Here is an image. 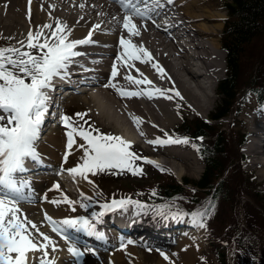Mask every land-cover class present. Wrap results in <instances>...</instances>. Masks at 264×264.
<instances>
[{"label": "bare ground", "instance_id": "6f19581e", "mask_svg": "<svg viewBox=\"0 0 264 264\" xmlns=\"http://www.w3.org/2000/svg\"><path fill=\"white\" fill-rule=\"evenodd\" d=\"M196 1L197 0H134V2L138 4H148L150 6V13H152L153 17H155L157 13L155 11L156 8H164L165 5L172 2L169 8L175 10V12L177 11L180 17L184 19V22L187 18L189 20L187 24L192 28L194 27L189 34L188 30L183 27V24L181 25V27H183V32L190 35L192 38L190 45L194 49V54L189 52L192 60L188 58L185 47L179 43L174 33L167 34L165 31H158L155 29L153 23H147L138 16H134L133 18L140 26L139 34H129L122 23L125 11L121 9L114 0L108 2L96 0L93 3H91L90 0H0V31L2 30V32L13 36L15 46L25 43L24 41L29 29L34 30L36 26H40L46 22L54 28L58 19L60 22H66V25L71 27L72 30L69 34V38L80 39L88 35L89 31H91L92 35L88 42L75 46L79 55L72 57V63L67 67L68 75L65 76V80L68 82L71 81L68 87L73 88L75 86L79 88L84 86L81 88H87L86 91L82 92L83 95L80 96V99H83L91 106L89 109L91 112L107 119L110 124H113L116 128L112 130L117 134L131 141H139L142 139L148 146L151 144V141L154 140L151 135H156L161 127L167 126V123H163L164 120H171L173 118L172 103L170 102H172L171 99L174 97L170 99V94H175L176 97L177 95L172 89H178L179 93L185 98L191 108L203 109L204 112H207L208 106H206L205 100H208L207 103L210 104L211 95L208 91L206 92L207 82L204 84L202 79L204 75L223 73L224 55L219 60L216 59V54L213 51L211 55H206L202 51V49H211L216 46V30L214 28H217L219 23L216 22L210 25L207 24V21L214 19L215 22L220 20L223 13L219 10L211 11L209 8H205L202 13L198 14L191 8ZM114 4H116V6ZM116 10L118 12H116ZM175 12H161L160 18L166 23L174 22L176 20ZM200 15H203V17ZM94 24L97 25V27L91 29L90 27ZM144 24H146V27L143 26ZM44 31L50 34L49 29H44ZM197 31L199 36L197 35L198 37L195 38L194 34L197 33ZM120 33L126 38L130 36L137 44L143 42V45L151 51L152 58L148 60L131 61V63L135 65V68H130L129 65L124 64L122 60L118 59V57L123 54V46L117 42V37ZM113 53H116L115 57L105 55ZM197 59H201L206 66V72L204 70L200 71L199 68H201V65L196 62ZM156 61H159V64L163 66V73L157 71V69L153 67ZM114 62L119 69L117 74L118 86H123L128 89H138L141 92L140 95H121L117 91V88L112 86L111 81L107 78V74L111 72ZM137 68L140 69L139 72L136 71ZM126 71H130L133 76L139 77L141 80L147 77L152 84H136L127 79L125 76ZM179 76L185 78L180 79ZM122 77L126 78V83L124 84L120 81ZM111 79L114 80L115 77ZM170 84L172 86H170ZM151 86L162 88L164 90V95L149 96L143 92L144 88ZM51 89H53V87ZM64 89L65 94L62 101L68 100L74 90L67 87ZM48 93L50 92L48 91ZM54 93H58V89L54 90ZM134 115L142 117L139 127L137 126V122L133 119ZM125 120L127 122L126 124L124 122ZM158 120H160L159 122L161 123H158ZM46 121L47 115L41 127L45 125ZM161 124L164 125L156 128ZM260 128V123L252 126V129L255 131L260 130ZM134 130H136V133ZM61 132L59 128L51 127L45 134L39 136L41 140L36 142L40 143L39 155L43 157L44 162L50 163L52 166H55L56 162H59L60 158H55L57 154L56 151L60 149V146L64 149L67 140L66 133L63 134ZM142 136L145 138H142ZM75 139L78 140L80 144L84 143L78 135L75 136ZM246 144L247 148H245V152L252 159L255 158L256 155L259 157L252 161V163H262L263 167L261 168V172L264 174V158L261 159L260 157V154L264 153V147H256L253 140L247 141ZM76 148L79 147H77V144H74L70 151H74ZM79 150L82 149L79 148ZM169 152L172 157H181L186 165L193 166V168L195 166L196 170L197 159L190 155V153L188 154L186 151L173 148H171ZM70 155L71 153L68 152L67 156ZM151 158L154 159L155 162L162 163L158 160L157 156ZM170 162L169 159L168 164ZM172 168L174 169L172 171H174L176 175L181 174L183 171L181 166L176 167L175 162L172 164ZM32 174L33 173H28L24 176L27 178L32 176ZM71 175L76 179V184L68 180L66 176H60L58 179L64 183L66 182L68 185L67 188L75 192L78 196H82L81 192H83L85 194L83 196L88 197L91 187L90 175L87 174V178L79 173ZM49 180H53V178H47L48 182L45 184L47 192L44 194L41 192L39 194L41 198L39 199V205H30L24 202L21 207L27 209V211H37L41 214L47 212L54 219H59L60 217L68 215L70 203L64 200L63 197L65 194L61 195V190L59 188L52 187V184L57 182V180L53 183H49ZM37 188L38 182H35V178H31V187L26 190L25 197L22 198V200L27 199V194L30 195V200H36ZM54 199L59 202L54 203ZM74 202L75 206H79V202ZM84 204L88 206V203L83 202V205ZM80 207L81 211H87L86 213L84 212L83 215L89 216L91 221L96 225V230L100 235L95 233L90 234L83 230L73 231H75V234L90 240V244L98 248H104L106 245L113 244L115 241H127L126 239L132 236L125 232H121L116 227L112 229L102 226L109 221L111 215L109 212L114 209L105 210L103 213H100V210H86V207ZM93 212L100 214L98 224L95 222L96 218L92 215ZM121 213L122 215L127 214L134 219L128 226L123 225L129 232H134V230L142 225H150L146 217H144L145 213L142 211L125 208ZM139 216H142V218L138 219ZM188 225H191V223L188 222L182 225L179 222H172L167 225L169 229L164 231L160 229V226H156L155 228L147 226L138 232L136 237L142 240H159L170 245L175 238L177 241L178 235L181 236L180 232L183 231L182 234L184 235V232L192 234L189 239V247H192L199 243L201 232H199L197 226L193 225L192 228H188ZM127 244V248H115L114 252H116L117 256L122 257L124 255L122 251L126 253V250L132 253L134 250L130 248H134L135 251L139 253L135 244ZM49 245L51 244L49 243ZM58 247L61 249V251L58 252L59 262H62L64 257L72 255L67 250V241L62 237ZM96 252H98L99 255H104L102 251ZM29 254L31 253L28 252L27 255ZM110 260L111 258L109 261Z\"/></svg>", "mask_w": 264, "mask_h": 264}, {"label": "snow or ice", "instance_id": "6c2138e0", "mask_svg": "<svg viewBox=\"0 0 264 264\" xmlns=\"http://www.w3.org/2000/svg\"><path fill=\"white\" fill-rule=\"evenodd\" d=\"M120 2L125 11L122 20L123 27L129 34L138 35L140 26L133 17L149 18L150 6L138 4L134 0H120ZM143 26L146 27V24ZM92 27L95 28L97 25L94 24ZM44 29H49L50 34ZM71 30L66 22H60L58 19L54 28L46 22L36 26L34 30L29 29L24 41L27 48L23 45L0 47V264H26V252L29 249L38 248L44 249L40 264H54V258L44 259L47 257V242H52L54 250L58 245L52 237L40 231L36 222L29 221L26 214L23 216L19 214L22 209L19 208L16 201L24 198L26 190L31 187V178H22L19 173L27 171V160L30 158L40 159L36 141L48 111L50 99L48 89L53 87L54 77L68 75L67 67L72 63L71 58L79 55L75 46L88 42L92 35L89 31L88 35L83 38L72 39L69 38ZM120 44L123 46V54L118 59L129 65L130 68H135V65L131 63L133 60L152 58L151 51L143 45V42L137 44L130 36L126 38L121 35ZM153 67L161 73L164 72L159 61H156ZM118 71L114 62L110 77L112 86L116 87L121 95H140V90L118 86V83L111 79L117 76ZM136 71L139 72L140 69L137 68ZM125 76L136 84H152L147 77L141 80L139 77L133 76L130 71H126ZM172 91L177 96L180 95L178 89H172ZM143 92L149 96L164 95V90L158 86L146 87ZM85 111L90 110L86 109ZM83 116L84 112L75 113L76 118ZM133 119L139 127L142 117L134 115ZM71 120L72 117L68 114H61V121L67 126V148L71 150L73 145L77 144L74 134H78L83 138L84 143L77 144V147L82 149L84 155L80 162L66 169L67 172L79 173L87 178L88 173L104 169L111 170L113 167L121 170L129 169L133 172L141 169V165L134 164L137 153L130 147L133 141L119 134L101 131L99 128L88 125L86 121L75 124L70 122ZM188 139L186 136L179 137V141L187 142ZM201 139L203 138L201 137ZM173 141L174 138L168 135L166 138L156 137L151 142L166 144ZM67 155L65 152V159ZM138 158L149 160L147 156ZM152 163L156 162L152 161ZM160 167L163 170V167ZM61 170H65L62 165ZM52 187L59 188V182H54ZM81 195L85 194L81 192ZM63 198L70 204L75 203L66 194ZM53 202L59 201L54 199ZM129 203L135 204L138 208L145 206V202L141 200H131L127 197L113 198L111 201L104 202L100 213L109 209L125 208ZM83 206L87 207V204ZM156 208L160 210V215L164 219H168L169 216L190 215L193 218V223L206 227L204 218L212 215L215 204L209 202L187 213L183 210L170 211L171 204H159ZM44 215L52 223L53 228L67 241L68 251L74 258L79 260L87 251L96 252V249L90 245L81 248L75 231H73L83 230L90 234L100 235L89 216H63L54 219L47 212ZM92 215L97 220L100 219L99 213L93 212ZM34 233L43 238L41 243L34 242ZM120 247L124 248V243H121ZM162 255L168 258L166 252H163Z\"/></svg>", "mask_w": 264, "mask_h": 264}, {"label": "rangeland", "instance_id": "374dc122", "mask_svg": "<svg viewBox=\"0 0 264 264\" xmlns=\"http://www.w3.org/2000/svg\"><path fill=\"white\" fill-rule=\"evenodd\" d=\"M196 13L200 14L202 13V11L205 8H209V10L211 11H221L223 14V16L221 17L220 20L215 21L213 20H209L207 21V24H212V23H219V26L217 28H214L216 30L215 32V37H216V46L213 48H208V49H202V51L206 54V55H211L213 54L212 51L216 54V59H221V57L224 55V50L221 49V46L224 45L221 42V38H220V33L223 31L224 26H223V20L222 18L226 15V11H224L222 8H220V4L218 1L216 0H197L195 4L192 5L191 7ZM203 17V15H200ZM224 17V18H225ZM222 20V22H221ZM197 21V19H196ZM219 34V36H218ZM199 34L198 31L197 33L194 34V37L197 38ZM13 36L8 35L7 33L2 32V30L0 31V45L4 46V45H11L13 46L14 42H13ZM264 39L263 36H259V37H255L251 40V42L247 45H245L243 47V49L241 50V54L239 56V60H238V66H237V89L240 92H243V94L246 92L247 86H245V84H247V82H249V80L252 78H254V81H258L260 78V75L263 73L264 70ZM27 44H23V46H26ZM221 45V46H220ZM217 48H219L220 50H217ZM188 52H191L192 54H194V49L192 48L191 45L188 46L187 49ZM224 71L223 73L220 75L221 77H224L227 75V65L225 62L228 63V59L227 61H225L226 56L224 55ZM198 60V59H197ZM201 60V59H199ZM199 64V63H198ZM219 66V65H216ZM180 79L185 78L182 76H179ZM264 78V77H263ZM116 82H118V78L117 76L114 79ZM121 83L124 84L126 83V78L122 77L121 78ZM161 81V80H160ZM171 81V80H169ZM170 86H172L170 84ZM51 89V88H50ZM170 99L171 97H174L172 99H175V94H170ZM174 95V96H173ZM214 96L211 95V101L210 104L207 103L208 100H205L206 102V106H208V110L207 112H204L203 109H196V108H191L189 106V104L187 103V101L185 102L183 99L178 100V104H171V108H172V115L173 118L171 120H164L163 123H167L166 127H161L164 124H161L160 126H157L156 128H160L159 132L156 135H151L153 136V139H155L159 134H161L162 130L167 129L170 127V129L174 128L175 125H177V123L179 122V117H178V112H183V113H187V114H196L199 113L201 117H205L204 115H207L209 117V114H211V112L213 111L214 106L218 103V96L216 93V88L214 89ZM72 97V95H71ZM76 100H70L68 102V112L73 111V114H75V110L76 111H81V110H89L90 109V105L88 103H86L83 99H79L77 97H72ZM171 99V100H172ZM185 99V98H184ZM67 101V100H66ZM64 101V102H66ZM173 101V100H172ZM243 101L246 102V107H241L240 103V109H238V113H240L239 115V119L240 120H244V123L242 122L241 124H234V116L230 119L231 122L227 119H223V123H222V127L224 128L223 130V136H221V138L223 140V142H225V147H226V152L223 156V159H229V162H233L230 167L229 170H227L226 172H224V174H226L225 177V181L220 185L223 186L222 190H224L225 186H227V196L225 197V202L220 203L219 205V212L217 213V215L215 214L213 216L214 222H211V226L213 229L218 230L217 236L220 234L221 236L224 235L226 233V235L228 236L229 232L233 229L232 226H229V224L227 223L232 217H233V221L236 220L237 223H240V219L239 217H237V211L239 210V212L242 214L240 216V218H242V220L244 221V223L247 225V227L249 229L247 230H238L237 234H239L240 232L241 235L245 232L247 235L249 232L253 233V236L255 237V241L253 244L257 245L258 250L255 252V258L257 259V256L260 257V261L257 260L255 261V264H264V174L261 172V168L263 167L262 163H252V161H254L255 159L259 158L257 155L255 156V158H250L249 156V163L247 161H241L240 160V156L242 155H246L245 154V148H247V144L245 143L244 145V150H243V144L238 146V134L237 131L235 130L236 128L239 129L240 132H242L241 130H250V127L253 124V118H252V112H253V106H251L252 102L251 100H246L244 99ZM88 108H87V106ZM187 104V105H186ZM75 108V109H74ZM74 109V110H73ZM195 109V110H193ZM201 112V113H200ZM249 113V114H248ZM97 115V114H96ZM98 116V115H97ZM95 116L93 113L88 111V117H90V120L93 122V124H91L92 126L96 127V128H103V129H107V130H112L114 128H116L113 124H110L108 122L107 119L102 118L101 116H99V118ZM232 115L230 114L229 117H231ZM243 118V119H242ZM160 120H158V123ZM125 124L127 123L126 120L124 121ZM75 124H78L77 122H74ZM217 124H213L212 128L216 129ZM169 130V129H167ZM235 130V131H234ZM61 131V130H60ZM136 133V130H134ZM62 133V132H61ZM168 133V132H167ZM167 133H163L164 137L162 138H166V136H168ZM79 136V135H78ZM142 138H145L144 136H142ZM81 140H83L82 137H80ZM247 139V138H246ZM175 141V140H174ZM137 143L143 144L146 148V151H150V152H155V154L157 153V157L158 160L161 161L163 164L167 165V169L170 171V169L168 167H170L172 170H174L172 168V164L175 162L176 167L181 166L183 168V171L181 172V174L176 175L178 177L181 178H177L171 171V173L174 175H172L174 178L176 177L179 181H182V179L185 177L188 180H197V178H200V175L203 171V164L199 163L198 158L197 159V168L195 170V166L193 168V166H188L185 164L184 160L180 157H172V155L170 154L169 149L167 148H159L156 143H152L150 145H146L145 142L141 139L139 141H137ZM162 146H174V145H169V143L166 144H161ZM62 146H60L59 148L61 149ZM174 148H180L183 150H188L192 153V155L196 156L195 151H193L191 148H189L188 146L184 145V144H178V147H172ZM60 149H58L56 151V157L55 158H59L58 154L60 152ZM65 151V147L63 152ZM71 154L73 155H77L82 157L84 155L82 150H79V148H76L74 151H69ZM79 152V153H78ZM82 154V155H81ZM189 154V152H188ZM191 155V154H190ZM248 155V154H247ZM69 156H67L66 159H68ZM194 157V156H193ZM176 158V159H175ZM170 159V163L168 164V160ZM240 160V161H239ZM146 165V163H144ZM158 165V164H157ZM255 166V167H254ZM146 171V175H144V177L146 179L140 180V179H134L137 180L141 185V187H138L139 189V193H141L143 196H146L150 193H153V191L151 189H153L156 184L158 183L157 181H161V182H171L169 179L170 177H166V176H162L160 175V177H157V174L153 173L152 170H150L149 168L145 169ZM174 172V171H173ZM253 172V174H252ZM175 173V172H174ZM89 174V173H88ZM92 174V173H91ZM90 174V175H91ZM155 174V175H154ZM96 176V174H95ZM94 176V177H95ZM108 180V179H107ZM145 182L142 184V181ZM55 181V179L53 180H49V183H53ZM113 186V190L111 189V187L109 188V190L113 191V192H118L119 190L122 191H126V192H130V190L134 189L133 184L130 183V179L127 180H123L120 178H116L109 180ZM48 181L43 182L44 184H47ZM245 182V183H244ZM190 184L189 186L186 187H182L181 189V196L185 199H191L193 201H199L200 199H198L199 197H201V195H204L205 192L198 190L199 187L196 184H192L191 181H189ZM146 185V186H145ZM196 186L198 189H196L194 186ZM68 189V188H67ZM102 189L105 191V188L102 187ZM69 190V189H68ZM257 190H261V195L258 197H253V195L255 194V192H258ZM60 191V190H59ZM65 191V190H64ZM71 191V190H70ZM73 192V191H72ZM200 192H202L200 194ZM65 194H67V192H64ZM64 193L61 192V195H64ZM90 194V193H89ZM193 194V195H192ZM199 194V195H198ZM95 195V192H94ZM68 196V194H67ZM78 196V195H77ZM70 197V196H68ZM253 197V199H252ZM85 199L86 197L84 196H78V200H74L79 202V206H75V204H69V211H68V215L67 216H80L83 215L84 212L77 214V212L81 211V207L83 206V201L82 199ZM254 198H256L257 200H259L258 202H255ZM41 199V198H39ZM131 199V198H130ZM184 199V200H185ZM73 200V199H72ZM133 200V199H131ZM111 201V200H109ZM174 201V200H171ZM210 199H206L205 201H203L202 203L198 204V205H194L196 207H201L204 204L209 203ZM149 205H146L143 207L144 211L146 212V218L149 219L150 221L155 222V224H163L165 222V220H170L171 219H177L176 217L173 216H169L168 219H164L161 215H160V210L157 209L152 203H148ZM163 204H177L176 207L179 206V208H175L178 210H183L184 212H187L186 210V206L187 204L184 203L183 201L177 200L176 203L175 202H170L167 201V203H163ZM239 205V207H236V205ZM37 205V204H36ZM102 206H104V203H101ZM130 206L135 207V204H131L129 203ZM172 205V206H173ZM100 206V205H98ZM137 207V206H136ZM185 207V208H184ZM196 207H192L196 208ZM128 208V207H125ZM124 208V209H125ZM101 209V208H100ZM98 209V210H100ZM173 209V210H175ZM94 210V209H92ZM115 210V209H114ZM112 210V211H114ZM170 209V211L172 212H177L173 211ZM216 210L215 209L212 211L214 212ZM36 211V210H35ZM109 212V214H111V212ZM33 214H31L30 212H26L23 211L20 212L19 214L21 216L23 215H27L28 220L29 221H33L35 220L34 218H36L37 216H39V213L37 212H33L31 211ZM247 212H249V214H247ZM165 214L167 215V211L165 212ZM183 217H187L186 215ZM146 219V220H147ZM260 219V220H259ZM262 220V221H261ZM148 221V220H147ZM170 222V221H169ZM249 223V224H248ZM148 224L151 225V222L148 221ZM198 223H193V225H197ZM228 224V225H227ZM198 227L200 230H202L203 228L198 224ZM243 228V227H241ZM251 230V231H250ZM44 233H46L45 231H42ZM181 236L180 238H177L176 244L173 246L172 243L170 245H172L173 247H170V245H163L160 243H154L151 241H144V242H140L145 243V245H141V244H137V249L138 252L137 253L135 251L134 248H130L133 249L134 251L132 253H130L129 251L126 250L122 251L123 252V256L119 257L116 255L115 249H113L112 251L110 250L107 253H104V255H99L98 252L97 254L91 252V251H87L85 252V257L83 258V264H204V262L201 260L202 256L203 260L204 258L207 259V261L212 262V264H219L215 261V258L210 256L209 254L206 255L205 257V253L204 252H209L208 248L206 247V239L207 237L204 235L203 230H202V236L200 233L199 236V243L189 247V239L192 236L191 233L188 232H180ZM47 234V233H46ZM194 235V234H193ZM179 237V235H178ZM230 237V235H229ZM246 236H243V238H245ZM37 241V243H41L43 241V238H41V240L39 241V237L38 234H36L35 239ZM189 241V242H188ZM228 248L230 251V255L231 257L229 258V262L230 264H232L233 262H237L240 259H242V253H238L239 252H243L245 250V246L247 244L244 245H238V247H236L237 242L236 239H229L228 240ZM36 243V242H35ZM49 243L51 245H49ZM147 246V248L151 249L150 251H146L145 247ZM68 250V249H67ZM238 250V251H237ZM36 249V250H32L31 254H30V258L32 259L31 261L33 262V264H40L41 258L44 255V249L41 248ZM53 251V252H52ZM98 251V250H97ZM163 252L167 253L168 258H166L164 255H162ZM54 253V249L52 248V242L49 241L47 242V256L51 255ZM58 253H55V258H57ZM103 260H100V258ZM114 257V258H113ZM47 257H44V259L46 260ZM111 258V261L113 262H104L106 260L109 261V259ZM170 258V259H169ZM57 260V259H56ZM115 260V261H114ZM54 264H73V260H69V258H64L62 259V262L59 261H54ZM210 264V263H209Z\"/></svg>", "mask_w": 264, "mask_h": 264}, {"label": "trees", "instance_id": "16d2710c", "mask_svg": "<svg viewBox=\"0 0 264 264\" xmlns=\"http://www.w3.org/2000/svg\"><path fill=\"white\" fill-rule=\"evenodd\" d=\"M223 3V6L229 15L225 23L226 26L223 34V44L227 50L229 70L227 76L219 83L218 89L221 98L216 107V111L213 114L214 117H218L221 113L226 112L228 106L233 100L235 92L237 91V66L241 50L255 37L263 36L264 39V0H224ZM263 77L264 70L257 82L254 81V78L252 77L249 80L250 84L247 85L257 99L262 98L264 95ZM182 129L189 131L191 135H195L208 133L207 129H211V125L195 118L193 120H186L182 124ZM210 137L211 135L208 136V139H202L200 142V153L205 163L204 171L201 177L198 180L193 181V183L196 184L201 191L208 193L204 196L201 195V199L210 195L213 201L225 202V197L228 194L227 186L224 187V190H222L223 186H220L225 179L219 181L222 172L225 169L224 164L227 163L225 159L223 161V153L225 154L226 152L225 142H223L219 132L214 138L211 139ZM215 180L216 183L214 187L212 185ZM180 188L181 187H179L177 183L173 182L168 184L167 187H164V190L165 193L172 194L178 193ZM201 193L202 192H200V194ZM260 195V192H255L253 197H258ZM254 200L255 202L259 201L256 198H254ZM227 223L229 226H232L233 229L229 232L228 236L226 235L225 238L222 239L223 246L228 242L229 235L235 236L237 246L247 244L246 250L238 252L242 253V259L236 263L233 262V264H255L256 260L258 262L260 257L257 256V259L255 258L257 246L253 244L251 232H249L246 238H244V241H242V239H240L241 232L237 234L240 224H238L236 220L233 221V217ZM247 229L248 228L245 230ZM218 255L219 264H226V253L220 250Z\"/></svg>", "mask_w": 264, "mask_h": 264}]
</instances>
